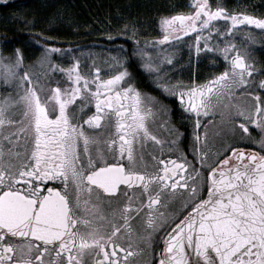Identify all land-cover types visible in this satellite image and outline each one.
I'll list each match as a JSON object with an SVG mask.
<instances>
[{
  "label": "snow or ice",
  "instance_id": "snow-or-ice-1",
  "mask_svg": "<svg viewBox=\"0 0 264 264\" xmlns=\"http://www.w3.org/2000/svg\"><path fill=\"white\" fill-rule=\"evenodd\" d=\"M247 8L178 0L143 41L126 21L106 35L131 50L109 52L107 71L20 17L28 37L0 47V264H264V61L251 47L264 16ZM182 42L221 70L173 81L164 65ZM137 69L193 122L191 159Z\"/></svg>",
  "mask_w": 264,
  "mask_h": 264
},
{
  "label": "trees",
  "instance_id": "trees-1",
  "mask_svg": "<svg viewBox=\"0 0 264 264\" xmlns=\"http://www.w3.org/2000/svg\"><path fill=\"white\" fill-rule=\"evenodd\" d=\"M177 0H8L0 3V47L4 38L23 41L29 33L23 30L20 17L33 19L38 31H45L54 37V43L73 53L76 47L87 50L118 48L124 45L130 52L133 42L126 37L107 38L111 31L123 22L134 21L141 30L151 27L149 34L156 35L155 24L160 14H166ZM20 46L10 44L9 48ZM113 49V50H114ZM26 55H34L26 52ZM138 71V69H137ZM138 73V72H137Z\"/></svg>",
  "mask_w": 264,
  "mask_h": 264
},
{
  "label": "flooded vegetation",
  "instance_id": "flooded-vegetation-1",
  "mask_svg": "<svg viewBox=\"0 0 264 264\" xmlns=\"http://www.w3.org/2000/svg\"><path fill=\"white\" fill-rule=\"evenodd\" d=\"M177 1L173 3H177ZM179 2H183V0H179ZM229 7H233L237 4L247 5V10L250 12H254L256 15L264 16V0H227ZM156 35L159 33V28L155 24ZM151 27L145 25L141 30V38L144 40L145 38L151 39L154 35L149 34ZM259 33V30H255ZM261 39L260 36H257L258 42L251 47L254 49L252 56L257 61H264V44L259 43ZM185 41L191 42L190 37H185ZM117 49V48H115ZM151 50V49H150ZM174 61L173 66L164 65L165 68L170 69L168 71V75L175 80H182L185 83H188L195 79L197 82H202L205 79L209 78L213 72H217L221 70L220 65H213L210 60L204 59V54H201V58L199 61L196 60L194 56L189 55L188 43L182 42L177 45V50L173 53ZM222 64V61H221ZM137 83L138 86L146 92H151L154 95H159L160 99L169 107L172 108V121L180 128V130L184 133L183 137L180 140V146L183 148L185 152H188L189 159L192 158L190 149L188 145L191 143L192 137V125L193 122L189 120L181 121L179 118V109L178 102L175 97L160 95V93L155 90L152 85L150 79H146V73H143L142 69H138L137 71ZM211 127V126H210ZM161 134H164L161 130ZM174 154V153H173ZM162 247V241H157Z\"/></svg>",
  "mask_w": 264,
  "mask_h": 264
},
{
  "label": "rangeland",
  "instance_id": "rangeland-1",
  "mask_svg": "<svg viewBox=\"0 0 264 264\" xmlns=\"http://www.w3.org/2000/svg\"><path fill=\"white\" fill-rule=\"evenodd\" d=\"M8 0H6V2H7ZM5 2V0H0V3H4ZM124 23V22H123ZM123 23H122V25H123ZM139 28V27H138ZM123 37V36H122ZM124 38V37H123ZM141 39V41H143V39L142 38H140ZM150 40V39H149ZM114 49V48H113ZM110 50V49H108V48H103V47H100V48H98V47H96V46H92L91 48H89V49H87V50H81L79 47H76V49H75V51L73 52L74 54H76V55H80V53L81 52H83L85 55H83V56H81V59H82V61L83 60H85L86 59V56H87V53L90 51V52H92L93 54H94V56H95V58H96V63L98 64V65H100L101 66V68H102V70H104V71H107V66L104 64V60H105V58H107L108 57V54H109V52H113L114 54H115V50L116 49H114V50ZM30 54H32V53H30ZM174 61V60H173ZM57 76H59V74H57ZM154 130L155 131H161V130H159V129H155L154 128Z\"/></svg>",
  "mask_w": 264,
  "mask_h": 264
}]
</instances>
